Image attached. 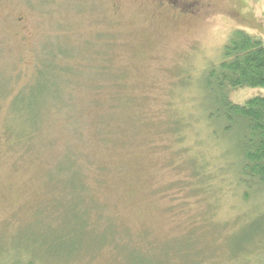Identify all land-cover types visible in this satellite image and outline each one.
I'll return each instance as SVG.
<instances>
[{
    "label": "rangeland",
    "instance_id": "374dc122",
    "mask_svg": "<svg viewBox=\"0 0 264 264\" xmlns=\"http://www.w3.org/2000/svg\"><path fill=\"white\" fill-rule=\"evenodd\" d=\"M239 31L264 46V0H1L0 264H264V195L206 83ZM40 63L47 127L19 140Z\"/></svg>",
    "mask_w": 264,
    "mask_h": 264
},
{
    "label": "trees",
    "instance_id": "16d2710c",
    "mask_svg": "<svg viewBox=\"0 0 264 264\" xmlns=\"http://www.w3.org/2000/svg\"><path fill=\"white\" fill-rule=\"evenodd\" d=\"M224 54V62L213 68L206 78L207 87L213 93L215 106L218 108L214 123L222 125L227 136L232 137V142L235 145L233 156L237 159L239 181L245 186H253L262 196L264 195V98H255L244 105H235L228 100V92L241 89H264V46L260 40L239 31L234 34L226 46ZM58 58V56L55 57V62L58 61ZM45 77L43 66L40 63L27 86L23 88V90L33 89L29 92L31 95L25 96L29 93L25 94L24 92L17 93L16 99H18L17 104L20 105V108L16 112L26 113L28 121L32 122L33 120L34 122L32 133L25 136L21 133L19 140L31 139L47 127L43 121V119L45 120L43 111L46 110L44 109L46 105V102L43 101L44 94H39L40 92L36 91L42 85L41 81L37 82L38 79H46ZM14 95L15 93L10 90L4 95L2 101L5 102L13 98ZM18 131L20 130L18 129ZM81 162L79 161V165H83ZM103 170V168L98 169V173L105 176ZM84 173L81 183L86 185L87 177L85 171ZM103 180L104 178L100 177L97 182L98 185L102 184ZM86 193L88 194V192ZM89 228L87 223L84 224L85 230ZM72 236L71 234L64 236V243H67V240L71 239ZM117 245L116 243L114 250H116ZM105 247L107 245H104ZM44 248L48 249L50 246L46 244ZM69 254L71 261L79 257L77 249H73V252ZM38 259L33 255L24 264H38Z\"/></svg>",
    "mask_w": 264,
    "mask_h": 264
},
{
    "label": "flooded vegetation",
    "instance_id": "af4514ba",
    "mask_svg": "<svg viewBox=\"0 0 264 264\" xmlns=\"http://www.w3.org/2000/svg\"><path fill=\"white\" fill-rule=\"evenodd\" d=\"M0 3H1V0H0ZM193 6H191V8H192Z\"/></svg>",
    "mask_w": 264,
    "mask_h": 264
}]
</instances>
